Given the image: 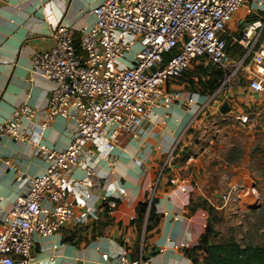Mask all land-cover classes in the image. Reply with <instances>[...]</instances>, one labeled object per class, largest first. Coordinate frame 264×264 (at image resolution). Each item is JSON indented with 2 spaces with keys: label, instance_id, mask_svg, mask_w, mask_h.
I'll return each mask as SVG.
<instances>
[{
  "label": "built area",
  "instance_id": "1",
  "mask_svg": "<svg viewBox=\"0 0 264 264\" xmlns=\"http://www.w3.org/2000/svg\"><path fill=\"white\" fill-rule=\"evenodd\" d=\"M245 1L101 0L78 44L68 24L53 27L54 44L34 54L30 68L51 82L45 108L23 103L0 122L1 138L26 141L46 162L41 173L16 177L23 186L0 214V264H36L35 235L47 237L71 220L82 222L77 209L86 208L95 164L108 158L123 134L146 133L153 107L182 101V92L166 84L192 65L222 71L207 100L241 83L264 96V13L245 21L238 36L227 31ZM225 36L244 49L241 56L228 53ZM57 116L74 121L70 141L61 148L41 145L44 129ZM116 260L146 264L141 257L129 261L122 251Z\"/></svg>",
  "mask_w": 264,
  "mask_h": 264
},
{
  "label": "crops",
  "instance_id": "2",
  "mask_svg": "<svg viewBox=\"0 0 264 264\" xmlns=\"http://www.w3.org/2000/svg\"><path fill=\"white\" fill-rule=\"evenodd\" d=\"M100 1L0 0V122L23 103L45 108L51 82L30 71L33 55L52 47L51 31L59 22L70 26L74 43L78 44L82 31L93 21V7ZM253 1L246 0L233 15L227 26L231 35L238 36L251 16L256 19L264 13V7L257 9ZM230 46L234 47L228 52L232 57L243 54L239 44L231 40ZM168 87L180 90L182 101L168 108L153 107L146 133L138 137L123 134L108 158L95 164L94 185L86 208L77 209L82 222L71 220L47 237L35 235L36 264H117L119 251L129 261L141 257L146 264H202L201 258L195 263L185 250L197 245L205 215H183L188 201L183 188L171 191L158 178L157 189L156 180L160 164L192 124L204 96L187 91L183 83L173 82ZM236 96L251 103L264 99L245 83L226 88L222 99L233 101ZM74 128L72 119L57 116L44 129L40 143L50 148L64 147ZM45 166L31 144L0 137V214L10 208L23 186L22 178L16 177L39 174ZM75 174L83 173L77 170ZM152 195L158 221L146 232L147 216L139 218L136 207L139 202L149 204Z\"/></svg>",
  "mask_w": 264,
  "mask_h": 264
},
{
  "label": "rangeland",
  "instance_id": "3",
  "mask_svg": "<svg viewBox=\"0 0 264 264\" xmlns=\"http://www.w3.org/2000/svg\"><path fill=\"white\" fill-rule=\"evenodd\" d=\"M253 2L257 9L264 7V0ZM195 86L199 88V83ZM225 91L223 88L209 101L210 93H200L206 105L160 164L156 188L158 178L171 191L188 188L191 195L183 215L207 217L202 206L209 208L216 240L264 244V99L254 103L237 96L233 101L226 99L231 110L221 113ZM242 114L246 120L238 118Z\"/></svg>",
  "mask_w": 264,
  "mask_h": 264
},
{
  "label": "trees",
  "instance_id": "4",
  "mask_svg": "<svg viewBox=\"0 0 264 264\" xmlns=\"http://www.w3.org/2000/svg\"><path fill=\"white\" fill-rule=\"evenodd\" d=\"M251 20H255V18L251 16L246 21ZM225 39L228 52L232 51L234 47L230 46L231 39L227 36H225ZM222 77V71L210 64H194L179 77L168 81L166 89L169 90V84L180 82V84L183 83L192 92L212 94L219 87ZM176 80L179 82H176ZM197 83H199V88L195 86ZM229 110H231V104L226 101L219 107L221 113H227ZM187 131L188 129L185 133ZM183 190L187 197L191 195L188 188L184 187ZM154 203L155 198L153 197L149 204L147 201L139 202L136 207V214L139 218L147 216L146 232L158 221V214L155 211ZM189 205L192 210L194 207H192L191 201H189ZM202 209L208 214L205 217L207 222L205 221V227L198 237L197 245L185 250L189 258L195 263L201 258L202 264H264V244H241L232 238L216 240L217 233L212 225L214 218L209 208L203 205Z\"/></svg>",
  "mask_w": 264,
  "mask_h": 264
}]
</instances>
